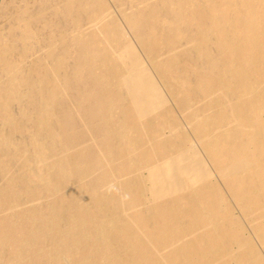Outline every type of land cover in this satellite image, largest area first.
Instances as JSON below:
<instances>
[{
	"label": "bare ground",
	"instance_id": "6f19581e",
	"mask_svg": "<svg viewBox=\"0 0 264 264\" xmlns=\"http://www.w3.org/2000/svg\"><path fill=\"white\" fill-rule=\"evenodd\" d=\"M0 264H264V0H0Z\"/></svg>",
	"mask_w": 264,
	"mask_h": 264
}]
</instances>
